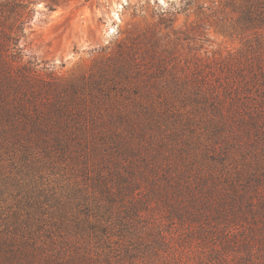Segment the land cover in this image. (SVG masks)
I'll return each mask as SVG.
<instances>
[{"label": "trees", "instance_id": "1", "mask_svg": "<svg viewBox=\"0 0 264 264\" xmlns=\"http://www.w3.org/2000/svg\"><path fill=\"white\" fill-rule=\"evenodd\" d=\"M28 3L0 0V146L82 181L0 212V264H182L194 239L232 241L217 221L231 218L248 255L251 243L264 248V192L213 181L233 145L264 143V0H222L212 12L222 31L263 32L238 51L179 58L152 31L68 79L20 61Z\"/></svg>", "mask_w": 264, "mask_h": 264}, {"label": "rangeland", "instance_id": "2", "mask_svg": "<svg viewBox=\"0 0 264 264\" xmlns=\"http://www.w3.org/2000/svg\"><path fill=\"white\" fill-rule=\"evenodd\" d=\"M27 1L31 14L19 40L20 61L41 74L51 73L62 79L89 73L96 63L112 55L119 44L137 34L153 31L160 37L159 49L166 47L179 58L191 55L212 58L238 51L246 39L263 33L259 30L255 34H231L216 28L212 24V12L222 0H192L185 10L177 9L185 0ZM164 10L171 14L168 27L161 23ZM198 24L201 28H197ZM198 134L194 132L192 136ZM222 167L223 175L213 181L227 191H230L231 179L236 186H248L247 193L264 192L263 141L233 145ZM74 179L82 181V176L72 173L63 163L36 161L32 155L25 158L16 148L0 146V212L4 214L17 208L25 212L30 196L33 201L39 194L49 198L52 191H64ZM217 221L223 227L219 234H225L232 241H220L217 236L216 241L211 239L203 244L204 248L194 239L189 251L182 255V264H194L205 253L209 258H201V264H257L259 261L264 264V248L259 244L251 243L250 255L243 244L237 241V245L235 234L242 230L239 220ZM171 225L165 222L167 229ZM77 240L79 244L84 241ZM210 250H214L211 255ZM99 252L102 251L99 249ZM116 259L111 257V261Z\"/></svg>", "mask_w": 264, "mask_h": 264}]
</instances>
